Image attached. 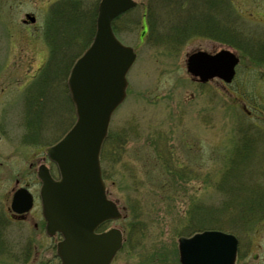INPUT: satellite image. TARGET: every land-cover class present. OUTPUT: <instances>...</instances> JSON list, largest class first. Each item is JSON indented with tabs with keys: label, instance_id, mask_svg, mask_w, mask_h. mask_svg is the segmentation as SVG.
Listing matches in <instances>:
<instances>
[{
	"label": "rangeland",
	"instance_id": "obj_1",
	"mask_svg": "<svg viewBox=\"0 0 264 264\" xmlns=\"http://www.w3.org/2000/svg\"><path fill=\"white\" fill-rule=\"evenodd\" d=\"M59 1L0 0V264H61L60 239L46 233L37 174L46 165L59 178L47 148L76 121L62 66L49 76L40 127L29 121L37 110L29 99L41 95L34 84L51 59L49 25ZM197 1L180 7L182 0H136L115 24L137 60L101 160L108 198L122 215L105 228L124 236L112 264H181L179 238L211 229L239 239L237 264H264V214L251 215L252 199H244L250 191L264 196V0H223L215 27L198 17L209 8ZM73 30L64 31L81 33L70 55L77 58L86 38ZM219 30L235 36L218 37ZM223 49L240 58L231 84L202 85L189 75L191 54ZM28 184L36 205L26 219H13L12 197ZM240 186L248 191L242 198ZM239 204L247 210L232 209Z\"/></svg>",
	"mask_w": 264,
	"mask_h": 264
},
{
	"label": "water",
	"instance_id": "obj_2",
	"mask_svg": "<svg viewBox=\"0 0 264 264\" xmlns=\"http://www.w3.org/2000/svg\"><path fill=\"white\" fill-rule=\"evenodd\" d=\"M135 7L134 0L101 1L95 38L68 79L77 122L48 149L60 180H54L46 167L40 169L47 232H58L64 238L58 245L62 264H111L122 247L120 230L96 233L105 222L121 218L117 206L107 198L100 155L111 117L126 98L127 74L136 60L134 50L115 36L112 24ZM238 63L236 55L227 50L216 55L199 52L189 57L188 71L203 83L214 78L229 83ZM30 207L31 197L25 190L19 191L14 211L23 213ZM179 248L182 264H235L238 241L232 235L206 231L180 238Z\"/></svg>",
	"mask_w": 264,
	"mask_h": 264
},
{
	"label": "trees",
	"instance_id": "obj_3",
	"mask_svg": "<svg viewBox=\"0 0 264 264\" xmlns=\"http://www.w3.org/2000/svg\"><path fill=\"white\" fill-rule=\"evenodd\" d=\"M151 1H152V4H153V2L158 3V0H151ZM167 1L170 3L169 6H173L175 3H178L180 0H178V1L177 0H167ZM182 1L183 2H180L181 4L179 3L180 7H181V5L183 6V3L185 0H182ZM201 1L204 2V5L207 6V9L209 8L207 10V12H209V13H206V12L203 13V11H199V12L196 11L198 17L202 18L204 20L207 19L206 21L210 23L211 27L212 26L215 27V26L219 25V23H221V19H219V18L221 16L223 17V13H224L222 8H223V3L225 1H223V0H210L211 2L209 3L207 0H200V4L197 1L199 6H201ZM186 2H188V1H186ZM57 5H56L57 7H54V9L52 11V14H51L52 22L50 20L51 24L49 25V35H51L50 37L52 38V41H53V44H52L53 50H52L51 59L49 60L47 66L43 70L42 74L39 76V79L36 82V86H35V88H37L40 91L41 95L35 96L34 99H31V100L29 99V102H32V105H34V107H35L34 109H37L36 113H34V110L32 111L33 115L31 114L32 118H30V120H29L30 124L34 127H37V126L40 127L39 123H41L40 122L41 117H40V114L38 113V110H40L41 108L44 107V105H42V103H41L42 98L48 97L47 93H48V90H49L50 84H51V79L49 77L50 74L56 73L58 71V67L62 66L63 70L65 71V75H67L71 66H72V63L74 62V58L76 59V57H70V55L74 51V48H75L73 46V44L77 40V38H79L81 36V33H78L77 35H72V32H66L64 30L65 29H70V30L74 29L73 31H77V32H79V30H82L83 36H84V38H86L84 41L85 42V48L90 45V43L92 42L93 37L95 35V32H96V20H97V14H98L97 4H95L93 6L88 5V2L85 0H60ZM192 15H193L192 17L194 18L195 12ZM208 15H210V16L208 17ZM196 20H198V19L196 18ZM59 25H60V30L58 31ZM61 31L62 32L64 31L66 33H62ZM68 33H70V36L72 38H70L68 36ZM174 33H176V34L178 33L179 35H181V33H184V32L181 29L175 28ZM217 34H218V37L223 36V37H230L231 38V37L235 36L234 33L230 32L228 30H224L223 32L219 30ZM174 37H176V36H174ZM179 38H181V36ZM72 41H73V43H72ZM83 47H82V49H84ZM250 49L253 50L252 46L250 47ZM253 52H254V50H253ZM59 56H60V60H62V65H59L57 63L59 60ZM260 58H262V57H260ZM68 61H70V63ZM66 63H69V64H66ZM66 65H68V66L66 67ZM43 100H44V98H43ZM69 103H70V101H69ZM110 139H111V135H109V137L105 143L104 151L106 149L107 142ZM112 140H114L113 141L114 143L121 144V140H119V139H116V138L113 139L112 138ZM113 142H112V144H113ZM104 151H103V155H104ZM103 155H102V158H103ZM240 158L242 161H239V162H241V164H242V162H243V164H245L243 160L246 159V153H244L243 155H240L239 159ZM241 164L237 165V166H241ZM228 180H229V177H228ZM227 189L231 191L232 187L229 186V187H227ZM237 189H240V188L237 187ZM237 191H238L237 193L240 194L241 198L248 192V191L243 190L242 187H241L240 191L239 190H237ZM258 193H261V192L258 191ZM249 195H251L252 197H250ZM246 196L249 199L251 198L252 200H250V201H252V203H253L251 207L254 209H253V211H250V214L251 215L255 214V213L264 214V196L259 197V195H257L256 193H253L252 191L248 192V194H246L244 196V199L247 198ZM241 198H236V199H234V201L236 202L238 199H241ZM234 207H232V209H235L236 211L238 209H244V210L246 209L247 210L248 204L245 205L244 207L242 204H239V207H236V206H234ZM251 218H256V217L252 216ZM259 218H261V217H259ZM261 219H263V218H261ZM194 232L195 231H193V233Z\"/></svg>",
	"mask_w": 264,
	"mask_h": 264
},
{
	"label": "flooded vegetation",
	"instance_id": "obj_4",
	"mask_svg": "<svg viewBox=\"0 0 264 264\" xmlns=\"http://www.w3.org/2000/svg\"><path fill=\"white\" fill-rule=\"evenodd\" d=\"M30 187H31V185H29V184L26 186V188H27L28 190H31ZM33 196H34V195H33ZM34 200H35V196H34ZM24 219H26V218H24Z\"/></svg>",
	"mask_w": 264,
	"mask_h": 264
}]
</instances>
